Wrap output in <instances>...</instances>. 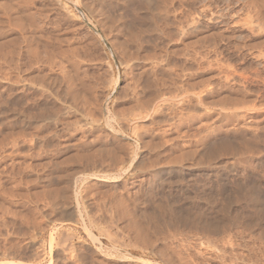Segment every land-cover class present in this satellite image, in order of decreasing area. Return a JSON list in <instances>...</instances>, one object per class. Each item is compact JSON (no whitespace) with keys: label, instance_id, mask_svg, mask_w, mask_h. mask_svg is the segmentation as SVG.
<instances>
[{"label":"rangeland","instance_id":"374dc122","mask_svg":"<svg viewBox=\"0 0 264 264\" xmlns=\"http://www.w3.org/2000/svg\"><path fill=\"white\" fill-rule=\"evenodd\" d=\"M0 264H264V0H0Z\"/></svg>","mask_w":264,"mask_h":264},{"label":"bare ground","instance_id":"6f19581e","mask_svg":"<svg viewBox=\"0 0 264 264\" xmlns=\"http://www.w3.org/2000/svg\"><path fill=\"white\" fill-rule=\"evenodd\" d=\"M149 2H150V1H149ZM85 3H86V2H85ZM16 8H17V7H16ZM20 8H21V7H20ZM65 8H66V7H65ZM35 10H36V9H35ZM99 11H100V10H99ZM101 12H102V11H101ZM21 14H22V13H21ZM21 14H20V15H21ZM29 15H30V14H29ZM29 27H30V26H29ZM31 27H32V26H31ZM25 29H26V28H25ZM249 30H250V29H249ZM23 31H24V30H23ZM20 35H21V34H20ZM256 59H257V58H256ZM255 198H256V197H255ZM252 199H253V198H252ZM255 200H256V199H255ZM256 202H257V200H256ZM260 209H261V208H260ZM259 211H260V210H259ZM261 211H263V210L261 209ZM261 211H260V212H261ZM259 214H260V213H259ZM262 215H263V213H262ZM262 215H261V216H262Z\"/></svg>","mask_w":264,"mask_h":264}]
</instances>
